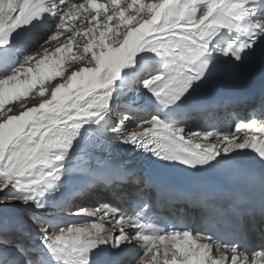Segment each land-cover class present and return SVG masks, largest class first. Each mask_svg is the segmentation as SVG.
I'll list each match as a JSON object with an SVG mask.
<instances>
[{
  "label": "snow or ice",
  "instance_id": "6c2138e0",
  "mask_svg": "<svg viewBox=\"0 0 264 264\" xmlns=\"http://www.w3.org/2000/svg\"><path fill=\"white\" fill-rule=\"evenodd\" d=\"M257 66L264 0H0V264H264L241 227L264 224V111L225 131L186 119L210 107L189 103L202 85ZM141 152L199 174L246 170L178 189ZM72 188L126 207H61ZM180 202L201 209L198 225Z\"/></svg>",
  "mask_w": 264,
  "mask_h": 264
},
{
  "label": "bare ground",
  "instance_id": "6f19581e",
  "mask_svg": "<svg viewBox=\"0 0 264 264\" xmlns=\"http://www.w3.org/2000/svg\"><path fill=\"white\" fill-rule=\"evenodd\" d=\"M78 39V38H77ZM80 39V38H79ZM81 42L79 45H83L84 40L80 39ZM73 51H75V46L73 48ZM66 57H69L70 53H64ZM67 63H65L64 67H67ZM153 65H143V69L145 71H148L151 69ZM59 79V77H57ZM34 98L33 94H29V96L26 98L28 100H31ZM38 99V97H35ZM260 98V95L256 96V98L253 101H247V100H241L242 102H229L227 104H221L219 108H217L214 111H206L202 113L198 118V123L196 125L189 124L191 127H193L196 131L201 130H218L220 125L222 126V130H230L233 128L235 123H237L239 120L244 119L240 117L241 111H239V106L242 105L243 107H250L254 106L257 101ZM121 108L118 109L123 113L127 112L129 110V105L126 103L121 104ZM262 111H264V105H262ZM121 115V113L119 114ZM254 116L259 115L253 114ZM221 120V121H220ZM243 132V130H242ZM242 133H236V135H241ZM77 190L75 188L72 189H66L63 193V196L61 197V207H76V206H83L88 209L94 210L97 203H112L113 206H119L121 207V202L124 201L123 198H120L118 196H111L108 193L104 192L103 190H100L97 194L92 195L95 196L93 199L89 198H77L75 193ZM125 205V203H123ZM66 219H74V217L68 216L65 217ZM249 228V234L252 238V240H258V243L252 242L251 246L259 245L264 238V224H261L259 222L257 223H248Z\"/></svg>",
  "mask_w": 264,
  "mask_h": 264
},
{
  "label": "rangeland",
  "instance_id": "374dc122",
  "mask_svg": "<svg viewBox=\"0 0 264 264\" xmlns=\"http://www.w3.org/2000/svg\"><path fill=\"white\" fill-rule=\"evenodd\" d=\"M81 39V38H80ZM79 38H78V43H80L81 42V40H80ZM122 103H120V106L117 108V110H116V112H115V114H114V117H113V119H118L119 118V114L121 113L122 114V112L119 110L118 111V109H120L121 108V105ZM242 111V110H241ZM126 113V112H125ZM260 113V112H259ZM252 114H253V112H252V110H250L248 113H246L245 115H241L242 117H246L247 119L248 118H250V117H252ZM221 121V120H220ZM235 126V125H234ZM76 194V193H75ZM90 198H91V196H90ZM91 199H93V198H91ZM70 219H72V218H70Z\"/></svg>",
  "mask_w": 264,
  "mask_h": 264
}]
</instances>
